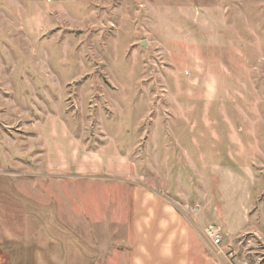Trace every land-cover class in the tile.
<instances>
[{"label":"rangeland","instance_id":"obj_1","mask_svg":"<svg viewBox=\"0 0 264 264\" xmlns=\"http://www.w3.org/2000/svg\"><path fill=\"white\" fill-rule=\"evenodd\" d=\"M0 174L79 264H264V0H0Z\"/></svg>","mask_w":264,"mask_h":264},{"label":"crops","instance_id":"obj_2","mask_svg":"<svg viewBox=\"0 0 264 264\" xmlns=\"http://www.w3.org/2000/svg\"><path fill=\"white\" fill-rule=\"evenodd\" d=\"M9 179L0 174V181L8 186H0V264H79L78 255L73 254L65 245L68 241L63 240L72 234L62 228L48 229L45 212L32 213L29 209L21 213L7 211L3 195L5 190H8L6 194L10 193L9 190L14 193L15 187L10 188ZM16 197L20 200V196ZM23 200L22 207L25 208ZM145 231L135 230V237L140 239L135 245L133 264L188 263L189 246L181 244L179 249L175 248L177 241L173 229L158 228L150 234Z\"/></svg>","mask_w":264,"mask_h":264},{"label":"built area","instance_id":"obj_3","mask_svg":"<svg viewBox=\"0 0 264 264\" xmlns=\"http://www.w3.org/2000/svg\"><path fill=\"white\" fill-rule=\"evenodd\" d=\"M44 2L47 4H52L54 0H44ZM205 234L211 240L214 246H219V244L221 243V236L215 231L214 228L210 227L206 229Z\"/></svg>","mask_w":264,"mask_h":264}]
</instances>
